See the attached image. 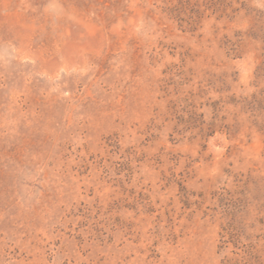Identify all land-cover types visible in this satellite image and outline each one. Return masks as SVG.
Listing matches in <instances>:
<instances>
[{
	"label": "rangeland",
	"instance_id": "1",
	"mask_svg": "<svg viewBox=\"0 0 264 264\" xmlns=\"http://www.w3.org/2000/svg\"><path fill=\"white\" fill-rule=\"evenodd\" d=\"M0 264H264V0H0Z\"/></svg>",
	"mask_w": 264,
	"mask_h": 264
}]
</instances>
